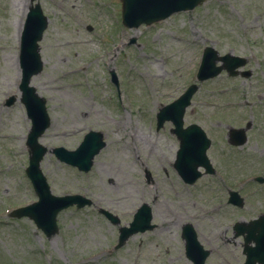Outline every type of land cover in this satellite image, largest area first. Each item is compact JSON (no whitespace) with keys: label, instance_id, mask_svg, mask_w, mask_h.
I'll return each instance as SVG.
<instances>
[{"label":"rangeland","instance_id":"rangeland-1","mask_svg":"<svg viewBox=\"0 0 264 264\" xmlns=\"http://www.w3.org/2000/svg\"><path fill=\"white\" fill-rule=\"evenodd\" d=\"M29 2L0 0V264H192L180 230L169 232L163 223L114 251L119 227L132 221L123 214L143 203L152 207L155 223L195 226L212 251L206 264H244V241L230 226L264 214V185L246 183L264 175V0H207L197 10L138 29L123 26L120 0H39L49 27L41 42L44 71L34 84L52 119L42 141L50 149L75 150L88 131L101 130L107 142L89 173L52 153L45 157L42 170L55 195L85 194L96 202L61 212L59 233L50 239L33 221L9 214L37 200L26 175L31 123L20 102L4 103L18 92V36ZM206 46L248 57L253 75L223 73L199 83L186 122L219 129L215 124L253 121L254 127L235 156L237 178L228 168L226 181L207 177L186 187L171 165V125L156 132V114L196 82ZM112 72L120 94L110 82ZM146 167L155 177L150 186L143 181ZM240 178L244 208L219 210ZM101 208L117 214L120 226L110 224Z\"/></svg>","mask_w":264,"mask_h":264},{"label":"water","instance_id":"water-1","mask_svg":"<svg viewBox=\"0 0 264 264\" xmlns=\"http://www.w3.org/2000/svg\"><path fill=\"white\" fill-rule=\"evenodd\" d=\"M205 0H123V22L129 27H138L143 23L152 24L153 22L160 21L172 15L175 12L183 10H191L198 6ZM47 26V20L43 17L40 7L35 8V12L30 15L26 29L22 37V62L23 69V82L22 89L24 91V102L27 105L28 115L33 121L28 146L30 148V166L27 169V174L31 178L36 193L40 201L23 209L16 211L18 217L29 216L34 219L38 226L51 237L58 232L57 215L58 213L73 205L80 203L79 206H84L80 196H65L56 197L52 194L51 189L44 177L40 164L43 156L46 153V148L41 146L38 142L39 137L45 132L50 125V119L46 111L45 100L35 95L34 88H30L29 84L33 74H37L42 70V62L39 57L38 41L42 39L43 31ZM34 54V62L29 60V55ZM220 58L217 57V52L208 48L205 52L204 61L199 73L200 79H207L218 75L225 67L234 68L237 66L227 62L231 56L221 58L226 61V65L217 67L216 61ZM237 59H234L236 62ZM232 74H235L232 72ZM197 87L192 86L188 91L176 102L161 110L158 115L159 125H162L166 120H178L179 123L183 122V116L187 106L190 105L191 98L196 92ZM34 100L32 102V99ZM235 132V131H234ZM245 141V138L243 142ZM209 142L204 147L201 154V162L207 163L206 149ZM105 144L102 142L100 135L91 133L82 143L77 151L69 152L63 148L55 150L57 156L66 161L67 163L78 166L81 170L89 171L93 165V159L99 153ZM199 173L196 177H199ZM146 211V208L138 214L136 220L131 225L130 229H122L121 244L132 234L137 231H144L145 227H149L147 222H141V215ZM262 221H254L249 224H242L244 232H247L248 237L246 242L255 241L256 246L250 247L246 244V253L248 255L247 264H255L261 262L264 264V218ZM189 237V235H188ZM189 244L187 249L191 253L195 264H204L208 252L202 250L193 235L189 237ZM195 246V247H193ZM195 249L201 253L200 256L195 255Z\"/></svg>","mask_w":264,"mask_h":264},{"label":"flooded vegetation","instance_id":"flooded-vegetation-1","mask_svg":"<svg viewBox=\"0 0 264 264\" xmlns=\"http://www.w3.org/2000/svg\"><path fill=\"white\" fill-rule=\"evenodd\" d=\"M186 127L190 126V124H186ZM217 127H224V129H216V128H204L208 136L212 139V144L209 149L210 159L215 168V175L210 176L206 175V177H218L223 181L227 180V171L228 168H231L230 176L232 178H237L238 174L236 172L238 162L235 159L236 155L241 154L240 151L242 147H236L229 143L228 129L231 127L229 124H215ZM174 138V150L172 152L174 160L177 158V153L180 148V141L177 135H173ZM217 144L220 145L219 149H216ZM217 150V155L213 157L215 151ZM229 151V153H227ZM234 153V155H232ZM225 164V165H223ZM177 173V172H176Z\"/></svg>","mask_w":264,"mask_h":264},{"label":"bare ground","instance_id":"bare-ground-1","mask_svg":"<svg viewBox=\"0 0 264 264\" xmlns=\"http://www.w3.org/2000/svg\"><path fill=\"white\" fill-rule=\"evenodd\" d=\"M33 82H34V80H33Z\"/></svg>","mask_w":264,"mask_h":264}]
</instances>
